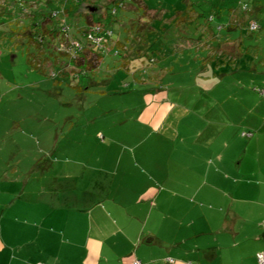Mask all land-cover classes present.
Returning a JSON list of instances; mask_svg holds the SVG:
<instances>
[{
    "label": "rangeland",
    "instance_id": "obj_1",
    "mask_svg": "<svg viewBox=\"0 0 264 264\" xmlns=\"http://www.w3.org/2000/svg\"><path fill=\"white\" fill-rule=\"evenodd\" d=\"M141 1L145 7L131 2L136 13L119 10L118 20L109 23L114 39L125 43L126 50L116 46L119 54H107L95 76L73 80L70 69L66 74L61 73L59 65L52 66L59 54L55 44L40 47L25 35V27H19L28 24L19 3L0 0V221L3 219L7 243L0 264L47 263L44 252L50 246L44 238L51 237L53 232L59 237L68 234V226L55 220H41L44 205L53 202L51 193L58 194L56 198L61 201L57 203L63 202L69 193L74 194L62 192L63 179L69 188H81L84 182L77 169L85 165L94 167L99 163V153L105 156L109 152L111 156L132 150L150 135L151 140L140 145V156L158 157L166 152L171 143L162 147L157 143L160 132L142 125L141 116L138 117L159 89H166L173 102L189 110L182 108L184 120L173 134L190 139L186 144L197 151L201 168L214 147L225 157L227 167L221 169L223 175L230 177L233 187L239 184L240 179L230 169L237 171L240 155L251 141L243 133L264 137V0ZM58 2L53 0L51 7L60 10ZM110 2L86 0L83 8L105 22ZM189 3L195 4L200 16L188 24H173L180 15L177 11H184ZM40 5L41 9L47 6ZM244 5L247 9H243ZM251 19L258 23L257 31H250ZM141 25L145 29L139 30ZM212 29L215 39L209 38L210 32L205 33ZM227 39L236 44L238 55L241 52L244 58L237 62L234 58L230 63L225 62L226 57L220 58V41ZM190 44L195 45L194 53ZM166 55L169 62L175 61V55L177 59L195 57L199 62L168 64L164 80L151 77L154 72L165 74L160 61ZM151 56L157 63H150ZM124 61H128L126 68ZM141 65L145 72L136 73L133 68ZM173 66H177L174 72ZM259 124L262 131L256 128ZM195 138L198 143L191 141ZM177 142L173 144L184 146L179 138ZM260 151L264 152V143ZM111 161L109 158L106 168L111 167ZM120 167L125 168V162ZM213 169L219 171L215 166ZM71 175L77 178L69 179ZM192 175L179 189L182 195L192 194L191 187L204 181L198 173V177ZM58 177L61 179L57 184ZM208 182L229 191V181L210 174ZM60 240L62 245L55 246L61 252L57 264H78L66 258L67 246Z\"/></svg>",
    "mask_w": 264,
    "mask_h": 264
},
{
    "label": "crops",
    "instance_id": "obj_2",
    "mask_svg": "<svg viewBox=\"0 0 264 264\" xmlns=\"http://www.w3.org/2000/svg\"><path fill=\"white\" fill-rule=\"evenodd\" d=\"M243 9L247 6L244 5ZM129 12L136 13L137 8L130 5ZM251 22L256 21L251 19ZM213 30L205 33L210 32L212 36L209 38L215 39ZM220 43L219 56L226 57L225 62L241 59L242 53L238 55L232 40ZM189 48L194 53L195 45L190 44ZM173 58L175 61L169 62L165 57L162 73L166 72L168 64L199 62L198 58L191 56L177 59L175 55ZM175 68L177 66L171 70L174 72ZM165 75L158 73L161 80L166 78ZM195 85L198 86L196 82ZM153 95L138 115L141 116L140 123L153 132H160L157 143L162 147L168 143L171 145L158 157L140 156V145L151 140L150 135L140 142L139 147L111 156L109 152L105 156L99 153V163H94V167L85 165L78 168V175L84 182L81 188L77 185L69 188L63 179L62 192L73 191L74 194L69 193L63 202L57 203L61 201L56 198L58 194L51 193L53 202L44 205L39 217L44 221L63 223L68 226L69 235L64 233L59 237L53 232L51 237L44 238L46 245L50 246L44 252L48 256L45 264H57L61 259V252L55 249V246L62 245L60 239L67 246L66 258L70 262L78 261V264H134L135 261L141 264H259L257 254L264 252V152L260 151L264 137L261 134L249 137L251 141L245 144L237 171L230 169L240 179L239 184L233 187L230 177L221 171L227 167L221 150L217 151L209 142L213 150L205 161V167L201 168L197 151L186 144L190 139L173 134L184 120L182 108L189 111L185 105L173 102L163 88ZM176 110L177 114H174ZM262 127L260 124L256 126L260 131ZM178 138L183 147L173 144L178 143ZM191 141L198 143L197 138ZM109 158L112 159L111 167L106 168ZM122 162H125V168L120 167ZM214 166L219 171L213 169ZM67 169L61 173L62 176ZM197 173L204 177V181L198 185L195 183L190 189L193 193L188 196L179 193L186 180L192 179V174L197 176ZM210 174L229 181V191L210 184ZM76 178L69 176V179ZM59 179L61 177L57 178V184ZM236 191L239 192L238 197ZM2 221L0 257L7 249ZM79 223L84 225H75Z\"/></svg>",
    "mask_w": 264,
    "mask_h": 264
},
{
    "label": "trees",
    "instance_id": "obj_3",
    "mask_svg": "<svg viewBox=\"0 0 264 264\" xmlns=\"http://www.w3.org/2000/svg\"><path fill=\"white\" fill-rule=\"evenodd\" d=\"M16 1L23 8V17H26L28 21V24H22V26L19 27H25V35L28 34L27 36L33 40V43L40 47H43L45 44L48 47L55 44V49L59 54L55 57V61L53 60L52 66L58 67L57 65H59L58 68L61 73L64 72L69 74L71 72L69 76L73 80L82 79L83 77L92 78V75L95 76V72L104 65L105 56L107 54H119L118 50L115 49L116 46L126 50L127 47L125 43L122 44L119 40L114 39V32L110 28L109 23L118 20L117 15L119 10H128L126 7L131 5V2L135 3L134 5H139V8L144 6L141 0H130V2L129 0H111L110 4H107V20L104 22V19L100 16L87 12V10L83 8L86 0H56L59 1L58 4L62 7L60 10H55V8L51 7L53 0ZM140 2L143 5H141ZM40 3H44L47 6L41 9ZM186 7L187 9L184 11H177L180 15L176 16V19L172 21L173 24H180L181 22L188 24L193 20L192 13L194 17L198 18L200 16L198 15L194 3H189ZM171 18L172 17H170V19ZM144 27L145 26L141 25L139 30ZM152 29H154L153 26ZM89 34L93 35L92 39L88 37ZM153 34L154 33H151L150 35ZM150 35H148V37ZM94 37H101L102 43L96 45V43L93 42ZM140 41H142V39H140ZM133 51L135 54V50ZM140 53L142 52L140 51ZM126 55L128 54L124 56L126 57ZM165 57L168 58L167 55ZM154 58L155 57L151 56L150 63H157ZM163 60L160 61V64H162ZM134 61H136V59ZM126 64H128V61L123 62V67L126 68ZM38 65L39 67L41 66L40 63ZM163 66L164 65H161L160 67ZM67 69H70V72L67 71ZM127 69L129 70V67H127ZM144 69L145 67L142 65L133 68V70H136V73L137 71H144ZM154 73L157 74V72ZM151 77H153L152 74ZM153 78L160 79V76L158 77L157 74V76ZM244 134L252 133H243V136L247 138L253 135L246 136Z\"/></svg>",
    "mask_w": 264,
    "mask_h": 264
},
{
    "label": "built area",
    "instance_id": "obj_4",
    "mask_svg": "<svg viewBox=\"0 0 264 264\" xmlns=\"http://www.w3.org/2000/svg\"><path fill=\"white\" fill-rule=\"evenodd\" d=\"M249 29H250V31H253V32L254 31H257L259 29V25L256 22H252L249 25ZM88 37L90 39H92L93 38V35L92 34H89ZM101 41H102V38L101 37H94V39H93V42H95L96 45H100L102 43ZM244 135L251 136L252 134H244ZM257 260H258V263L259 264H264V252H260V253L257 254ZM170 261L173 262V260H170ZM134 264H141V262L140 261H135Z\"/></svg>",
    "mask_w": 264,
    "mask_h": 264
}]
</instances>
